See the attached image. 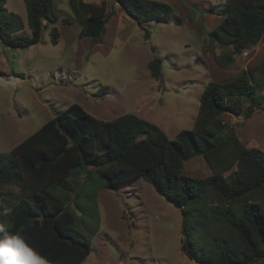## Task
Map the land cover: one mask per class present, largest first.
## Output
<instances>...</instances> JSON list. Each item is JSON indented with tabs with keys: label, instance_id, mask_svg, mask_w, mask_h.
Listing matches in <instances>:
<instances>
[{
	"label": "rangeland",
	"instance_id": "1",
	"mask_svg": "<svg viewBox=\"0 0 264 264\" xmlns=\"http://www.w3.org/2000/svg\"><path fill=\"white\" fill-rule=\"evenodd\" d=\"M152 1L167 5L170 17L138 26L113 0H76L77 14L68 0H53L58 22L41 30L37 44L13 49L0 43V71L6 75L0 77V155L7 157L12 148L73 104L103 122L124 115L139 117L175 139L181 130L193 128L199 97L208 84L230 82L245 70L262 84L264 37L245 50L246 55H234L230 47L212 42L210 33L221 22L218 12L224 0ZM81 4L102 9L108 18L106 32L98 41L79 38L81 21L90 14ZM27 7V0H2L5 13H0V23L12 21L19 27L7 29L11 36H30ZM53 28L58 32L56 45L52 44ZM228 57L234 63L228 65ZM155 58L161 61L158 79L147 69ZM255 88L256 100L250 103L261 102V107L251 118L225 115L222 120L234 128L246 149L264 153V89ZM240 104L243 114L249 101ZM91 171L71 174L69 182L76 192L67 195L75 217L73 228L91 246L83 264H195L181 251L179 210L142 179L107 188ZM211 173L202 157L185 162L181 171L196 181ZM0 194V204L8 209L17 204L20 191L0 185ZM53 194L67 202L59 190ZM259 196L255 200L264 203V191ZM203 197L195 213L191 202L187 206V212L194 213L192 226L199 240L192 238L195 249L202 253L223 245L242 252L234 233L217 215L225 206L236 205L208 186Z\"/></svg>",
	"mask_w": 264,
	"mask_h": 264
},
{
	"label": "trees",
	"instance_id": "2",
	"mask_svg": "<svg viewBox=\"0 0 264 264\" xmlns=\"http://www.w3.org/2000/svg\"><path fill=\"white\" fill-rule=\"evenodd\" d=\"M75 1L68 0L77 14ZM113 1L138 26L153 20H167L171 13L167 5L152 0ZM224 1L218 12L221 22L210 37L213 44L230 47L234 55H241L256 47L264 37V0ZM81 5L90 14L81 21L79 38L98 41L106 32L108 18L102 9L93 10L91 4ZM27 6L30 36H11L7 29L17 30L15 22L0 23L1 45L28 48L39 42L43 28L58 22L53 0H27ZM0 13H5L2 0ZM51 37L52 44L56 45L55 28ZM226 61L230 65L234 58L228 57ZM147 69L158 79L162 73L161 61L151 60ZM260 73L262 84L246 70L222 85L208 84L199 97L193 128L181 130L175 139L133 115L103 122L88 115L79 105H71L12 148L7 157L0 155V185L16 186L20 191L17 204L9 205L8 209L0 204V224L13 233L23 226L30 246L46 257L49 264H83L91 253V246L73 228L75 217L68 208L67 195L76 192L69 182L70 175L91 168L90 173L99 175L107 188L142 179L179 210L181 251L195 264L264 263V203L255 200L264 191V153L257 148L246 149L237 139L234 128L222 120L225 115H243L248 120L261 107V102L256 105L250 102L256 100L255 87L264 89V61ZM5 76L0 71V77ZM244 99L249 105L242 114L240 101ZM195 157H202L212 171L203 180H192L181 174L183 164ZM207 186L224 201L236 205L225 206L215 214L234 233L242 252L223 245L218 250L213 247L208 252L200 250L202 253L195 249L192 238H197V234L191 218L196 206L203 204ZM55 190L67 202L54 195ZM257 192L255 198L248 200ZM190 202L194 207L191 215L187 212ZM205 230L206 227L204 236Z\"/></svg>",
	"mask_w": 264,
	"mask_h": 264
},
{
	"label": "clouds",
	"instance_id": "3",
	"mask_svg": "<svg viewBox=\"0 0 264 264\" xmlns=\"http://www.w3.org/2000/svg\"><path fill=\"white\" fill-rule=\"evenodd\" d=\"M0 264H49V261L30 246L23 226L13 233L0 224Z\"/></svg>",
	"mask_w": 264,
	"mask_h": 264
}]
</instances>
